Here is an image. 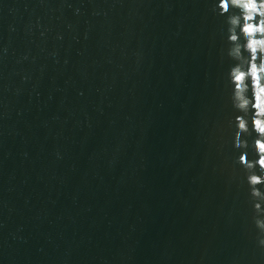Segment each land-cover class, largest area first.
Listing matches in <instances>:
<instances>
[{"label": "water", "instance_id": "1", "mask_svg": "<svg viewBox=\"0 0 264 264\" xmlns=\"http://www.w3.org/2000/svg\"><path fill=\"white\" fill-rule=\"evenodd\" d=\"M217 3L0 0V264H264Z\"/></svg>", "mask_w": 264, "mask_h": 264}, {"label": "clouds", "instance_id": "2", "mask_svg": "<svg viewBox=\"0 0 264 264\" xmlns=\"http://www.w3.org/2000/svg\"><path fill=\"white\" fill-rule=\"evenodd\" d=\"M213 10L227 16L228 54L236 61L229 69L234 106L247 114L237 116L236 123L240 132L256 133V157L245 162L246 154H242L239 162L245 169L254 207L264 212V0H218ZM243 146L247 148L248 141H243ZM255 224L261 233L258 243L264 247V215H258Z\"/></svg>", "mask_w": 264, "mask_h": 264}, {"label": "snow or ice", "instance_id": "3", "mask_svg": "<svg viewBox=\"0 0 264 264\" xmlns=\"http://www.w3.org/2000/svg\"><path fill=\"white\" fill-rule=\"evenodd\" d=\"M244 160H245V162H246V160H247V157H244Z\"/></svg>", "mask_w": 264, "mask_h": 264}]
</instances>
